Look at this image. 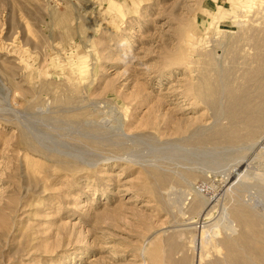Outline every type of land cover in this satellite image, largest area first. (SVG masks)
<instances>
[{
	"label": "rangeland",
	"instance_id": "1",
	"mask_svg": "<svg viewBox=\"0 0 264 264\" xmlns=\"http://www.w3.org/2000/svg\"><path fill=\"white\" fill-rule=\"evenodd\" d=\"M0 264H264V0H0Z\"/></svg>",
	"mask_w": 264,
	"mask_h": 264
},
{
	"label": "bare ground",
	"instance_id": "2",
	"mask_svg": "<svg viewBox=\"0 0 264 264\" xmlns=\"http://www.w3.org/2000/svg\"><path fill=\"white\" fill-rule=\"evenodd\" d=\"M90 17V16H89ZM77 62V61H76ZM70 67V66H69ZM239 231V230H238ZM194 238H196V237H194Z\"/></svg>",
	"mask_w": 264,
	"mask_h": 264
}]
</instances>
